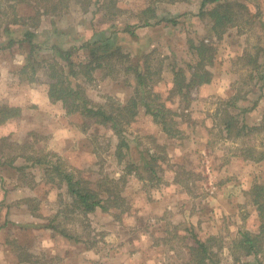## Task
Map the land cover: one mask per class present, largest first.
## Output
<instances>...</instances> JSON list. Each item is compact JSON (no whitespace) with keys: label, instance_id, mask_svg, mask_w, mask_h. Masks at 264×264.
<instances>
[{"label":"rangeland","instance_id":"rangeland-1","mask_svg":"<svg viewBox=\"0 0 264 264\" xmlns=\"http://www.w3.org/2000/svg\"><path fill=\"white\" fill-rule=\"evenodd\" d=\"M118 1L123 11L117 17L111 14L114 7L85 12L82 3L70 0L59 15L43 16L34 57L50 56L55 41L68 47L88 36H112L110 22L139 24L141 10L153 5L158 16L152 25L137 26L136 35L116 33L115 38L129 54L127 63L139 60L144 72L150 67L148 82L158 86L170 105L173 113L169 110L168 115L182 121V132L169 136L141 104L126 130L130 148L125 159L143 162L156 152L161 179L126 173L125 161L114 152L118 140L110 138L107 128L91 127V143L80 115L69 114L61 101L50 100L42 61L35 62L38 73L33 71L34 63L20 71L29 48L8 46L10 35L3 27L14 12L6 1L8 14L0 23V102L23 110L6 126L0 125V264H186L193 226L203 240L216 237L211 241L217 250L216 264H255L254 255L237 259L231 242L242 228H259L256 205L247 190L264 182V157L256 159L264 151V0H236L240 2L233 6L236 24L223 34L213 29L206 12L199 13L202 0ZM17 9L32 12L27 4ZM250 11L256 14L251 21ZM172 17L178 23L166 20ZM160 18L165 19L158 22ZM56 28L66 32L54 34ZM15 29L14 34L21 31ZM202 40L215 47V63L209 66L215 72L213 82L192 87L187 95L172 94L174 68H184L190 78V63L196 61L192 44ZM86 55L78 53L75 59ZM106 72L96 71L93 81L80 76L92 98L105 99L110 93L124 99L133 93L134 87L123 80L129 78L134 84L133 73L121 67L117 81L111 78L115 70L109 67ZM235 93L238 125L228 134L215 111L220 96ZM245 122L259 127L236 134ZM28 140L34 141L32 146L26 144ZM55 153L66 158L64 167H82L77 176L93 187L109 176L119 179L124 194L135 204L127 210L123 209L127 205L107 211L98 208L81 219L62 213L56 229L48 227L53 215L71 201L64 182L46 171L48 161L57 160ZM16 154L23 156L12 161ZM36 158L47 163L34 164ZM20 165L24 167H16ZM21 224L39 226L21 230ZM61 229L80 240L65 236ZM260 257L264 263V254Z\"/></svg>","mask_w":264,"mask_h":264},{"label":"trees","instance_id":"trees-1","mask_svg":"<svg viewBox=\"0 0 264 264\" xmlns=\"http://www.w3.org/2000/svg\"><path fill=\"white\" fill-rule=\"evenodd\" d=\"M11 6H13V18L7 22L3 30L10 35L8 46L19 44L21 46H27L29 52L25 57V63L20 67L21 72H25L28 65L32 64L34 73L37 72V65L35 62L41 63L46 74L44 82L48 84V96L51 101H61L66 112L69 114L78 113L80 115V124L82 129L89 131L91 127H104L112 132L110 138H117L114 152L117 153V157L120 161H125L126 173H135L137 176L143 178L149 176L151 180L155 178L159 179L157 174L158 159L160 156L156 152H151L144 158L143 162H137L131 159H125L130 148V139L126 133L128 126L136 120L140 105L142 104L146 108V112L149 113L152 120L161 126L163 132L169 136H176L182 132V121L175 118L172 114L168 115L169 109L167 101L162 96L161 91L158 90V86H155L154 82H148L150 79V67L146 66V71H143L139 60L136 62L125 61L126 54L121 44L118 43V38H115V34L119 32L130 33L136 35L135 28L140 25H152L158 14L153 5H148L141 10L139 24L124 23L119 26L118 22H110L108 29L112 36H99L98 38H91V36L85 37L80 43H72L71 46L64 47L59 41H55L50 45V49L53 53L50 56H46L41 59L34 57L35 51L38 49L39 44L36 38L39 34L38 27L40 26L41 19L45 15H59L69 5V0H6ZM5 0H0V23L2 17L8 14V10L5 8ZM82 3L86 7L85 12L92 11L93 13L98 10H108V6L114 7L112 15L122 13L123 8L118 0H70ZM240 2L236 0H202L201 10L199 13L206 12L212 20V27L219 34L225 33L228 27H232L236 24V15L233 10V6ZM27 4L31 6L29 13H20L18 11V5ZM91 7L94 9L92 10ZM207 7V8H206ZM113 9V8H112ZM251 18L250 21L256 15L253 12H249ZM165 18H160L162 21ZM167 21L172 23H178L176 17L166 18ZM156 23V20H155ZM134 25V28L132 26ZM15 27H21V31L18 34H14ZM66 30L56 28L54 34H64ZM114 34V35H113ZM194 48V54L196 61L190 66L192 68V76L187 77L186 71L182 67H175L173 70V80L170 82V91L172 94L185 93L192 87L202 86L213 82L215 72L209 67L215 63V47H213L208 41L202 40L200 43L192 44ZM87 52L85 58L75 59L78 53ZM246 51L243 53L245 54ZM131 54V53H130ZM242 54V55H243ZM44 60V61H43ZM125 62V63H124ZM124 63V64H123ZM127 63V64H126ZM118 64V66H117ZM122 64V65H121ZM111 67L115 70L112 74L113 79L120 81L121 67H124L126 73L134 74L135 82L131 79L124 77L123 80L127 85H132L134 91L129 96L122 99L116 95L108 93L105 99L96 100L92 98L85 88L84 81L80 76L94 80V73L101 70L106 74V69ZM35 75V74H34ZM254 77V74H252ZM39 78V76H37ZM238 95L231 94L229 96H220L219 102L221 103L215 111V118L218 117L222 130L228 134H232L233 129L238 125V114L235 110L238 108ZM169 98V95L167 96ZM234 109V110H233ZM23 108L19 105H10L0 102V125L6 126L9 122L15 120L22 114ZM173 113V112H172ZM259 126L250 125L247 122L240 126V129L236 131V134H241L244 129L253 130ZM177 129V131H175ZM92 132L89 131L88 139L92 143L94 138ZM110 139V140H111ZM113 140V139H112ZM34 141L28 140L26 144L32 146ZM111 142V141H110ZM251 151V149H245ZM57 156L56 161H48L46 171L51 176H58L62 183L66 186V191L71 197V201L65 204L64 211H59L53 215L50 222L46 224L48 227L56 229V220L60 214H73L77 216V219H81V216L86 217V214L95 212L98 208H102L107 211L111 208H123L127 205V210L135 204L134 199L129 198L127 194H124L123 186L120 185V180L114 177H110L106 182H102L93 187L86 183V181L77 176V172L82 169L80 166L64 167L66 158L61 154L55 153ZM21 154L13 156L22 157ZM257 157V158H256ZM250 159L256 160L264 157V151L260 156H256ZM29 158V157H28ZM256 158V159H254ZM41 158H36L34 164L45 163ZM62 162V163H61ZM47 163V162H46ZM45 163V164H46ZM62 165V166H61ZM22 169L24 166H16ZM125 178V176H123ZM161 179V178H160ZM159 179V180H160ZM250 194L253 196V203L256 205L257 215L259 218L258 230L252 228H242L233 236L234 244L232 246L233 253L237 259H242L243 256H255V264H264L261 262L260 254H264V182H255L249 188ZM129 204V205H128ZM123 210V211H124ZM202 210V208H201ZM74 212H77L74 213ZM82 214V215H81ZM41 225V224H40ZM37 227L38 224H21L19 228L31 229V227ZM190 230L189 228H187ZM193 240H190L188 244V257L186 258V264H210L212 260L214 264L218 262V259H213L217 254V250L212 244V240L215 236H211L207 240L200 238L195 232L194 226L190 230ZM67 237L80 240L79 236L74 233H69L64 229L59 230ZM81 235V234H79ZM161 237V236H160ZM214 247V248H213ZM22 259V258H21ZM23 260V259H22Z\"/></svg>","mask_w":264,"mask_h":264}]
</instances>
